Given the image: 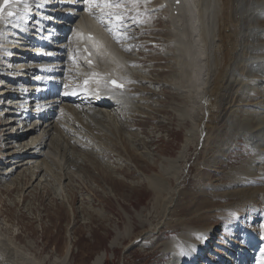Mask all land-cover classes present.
<instances>
[{
	"label": "rangeland",
	"instance_id": "obj_1",
	"mask_svg": "<svg viewBox=\"0 0 264 264\" xmlns=\"http://www.w3.org/2000/svg\"><path fill=\"white\" fill-rule=\"evenodd\" d=\"M45 1L47 2V0ZM192 4L193 0H191ZM195 4L202 16L199 18V22L195 23L194 32L195 35L199 33L198 36L200 35L202 39L200 49L201 55L204 54L205 58L203 60L199 58L197 62L191 44V51L186 57L182 70L176 68L168 71L165 67L167 70L161 71L162 63H155L157 69L155 70L148 65L149 58H144L146 64L142 63L144 66H137L139 67L137 68L136 65H141L139 60L142 54L140 52L135 54L134 48L144 47L137 37L140 26H133V31L137 29L134 32L135 35L126 36L127 39L135 36L134 40L129 39L132 41L131 45H128L129 50L132 49L129 51L130 57L135 58L127 59L128 70L140 73L137 70L143 68V73L140 74H143L142 76L146 80V87L158 91V94H144L141 102L142 107L140 109L139 106L134 107L139 110H134L132 113L134 115H131L128 123L129 126H135L132 127L134 129L122 133L118 142L110 144L106 138L105 141L102 140L103 138H98L104 146H107H105L106 153L101 155L103 159L100 157L98 159V143L94 139L87 138L89 150L84 151L76 145L65 148L63 144H60V154L56 155L53 160L55 162L52 161L48 172L43 170L37 176V180L33 182L31 173L28 171L23 172L25 174L18 172L6 175L7 177L3 176L11 170L12 164L7 161L12 159L8 156L12 151L4 150L5 143L0 145V172H3V175H0V225L7 229L9 236L15 238L13 246L17 247L19 252L22 254L37 253V256L34 254L32 256H36L37 261H42L40 264H58L64 257L69 244L72 245V250L71 258L67 264H92L96 257L103 253V264H176L174 263L175 251L188 253L191 247H195V254L200 249H204V252L198 255L196 264H253L258 259L261 248L255 247V245L258 241L259 245L264 244V227L261 224L262 219L259 211L253 210V207L248 205L262 206L264 181L254 176L255 173L244 164L255 155L254 145L264 144V133L262 132L264 130V104L261 94L253 92L252 96H256L255 98L247 97L249 89L245 87L235 98L237 104L240 105L235 106L226 115L227 118L231 117L225 123H221L227 119L225 116L214 121L212 114L207 112V109L205 110L208 104L205 100V90L213 83L212 73L215 69V60H213L211 48L208 49L211 47L212 41L209 38V17L203 8L204 2L196 0ZM64 8L71 9L72 7ZM150 8L147 7V9ZM74 10L77 9L74 8ZM151 17L153 18L151 21L154 20L157 23L164 19L160 14ZM52 18H55L54 15ZM147 19L150 21L149 17ZM144 25H150V23L145 21ZM168 26L169 22L165 28L164 25H160L159 29L164 28V32H166ZM47 32L53 35L48 40L54 41L52 38L56 32ZM71 32L72 29L69 30V37ZM144 34L156 35L152 32ZM168 37L169 34L166 35V39ZM18 40L17 38L12 39V37L7 38L5 44L8 45L10 42ZM261 42H264V39ZM118 44L116 43L114 48L121 49L123 46L119 44L118 47ZM19 46L30 48L22 44ZM142 50L149 54L171 55L174 60H178L177 54L168 45L155 51L151 48ZM8 51L4 50L0 53L19 56L11 58L6 56L3 63L9 61L8 67L15 68L16 65L30 62V60L22 59L23 52ZM55 52L61 54L59 51ZM161 60L166 61L163 57ZM123 61L127 62L125 57L121 64H125ZM8 67L0 65V70H9ZM188 67L191 71L188 70ZM261 68L264 69V65H261ZM185 69L189 71L188 75L182 74H186ZM196 69H199L201 73L199 77H196ZM250 70L246 71L247 77L256 79L258 72ZM9 71L11 73V70ZM33 74V72H29L26 73V76L32 78ZM224 74L225 72L222 71V75ZM260 74L264 76V70H261ZM157 81H164L166 84ZM221 81L220 79L215 85H218V89L222 87ZM0 82H4V79H0ZM8 86L11 88L18 85L11 83ZM187 88H192L191 93ZM200 91L204 92V102H202V96L198 94ZM17 92L19 91L17 90ZM194 92L197 96L196 102L192 98ZM18 95L21 96L19 93ZM18 95L14 97L20 98ZM154 99L157 100L152 102ZM190 100L191 102H189ZM2 101L4 99L0 98V104L4 103ZM5 102L8 106L10 100H5ZM154 107L157 108L155 112ZM182 109L185 111L189 109L192 112H190L189 118L181 115ZM261 112L263 113L260 114ZM2 113L3 111L0 110V116L4 115ZM57 115L58 113L55 112L53 119L57 118ZM201 115L203 119L205 117L204 121L208 123L209 128L204 129L199 141V134L194 132L195 135L192 134L190 143L186 146L188 130L192 126H196V117H201ZM19 119L18 123L25 122L21 120L23 117ZM261 121L262 124L257 130L256 125ZM2 124L4 122L0 119V125ZM214 124L216 125L214 126ZM42 127H45V124ZM248 130L253 132L251 137ZM185 132L187 133L185 134ZM63 133H66L64 137L67 136L69 139V132L63 130ZM257 133L259 135L258 142L255 140ZM85 134L89 137V131H85ZM252 136L254 137L252 138ZM76 138L75 140L69 139L72 141L70 144H73V141L79 144L81 139ZM12 149L14 150V148ZM182 150H184V159L179 162L180 164L176 162V165L181 167L179 174L177 173L181 177L178 184L175 181L178 179L177 175H174L175 169H169L170 189L176 186L180 191L179 198L173 202L174 210L169 221L163 223L157 211L160 209L163 211L161 206L164 207V201H168L171 192H161L159 189V192L155 193V187L149 186L142 176L160 173L159 163L162 158H174ZM135 152L140 156H136ZM62 159L65 160L62 161ZM91 164L95 166L93 167ZM99 164L104 170H100ZM166 164L171 168L168 162ZM106 167L111 172L107 171L108 173H106ZM65 168L64 173L63 169ZM104 172L107 174L106 176L103 175ZM253 193L256 194L252 195ZM128 226H130V231ZM206 227H211L212 230L211 237L208 238L209 244L189 246L188 240H191L190 242L198 241L203 237L202 235L197 236L196 229ZM148 229L154 230L153 234H148L144 241L136 240L141 233H146ZM126 230L131 234H127ZM118 231L121 232L118 244L112 246ZM134 240L136 241L134 242ZM9 255L5 254L10 258ZM7 257L5 258L7 259ZM20 264L34 263L22 260Z\"/></svg>",
	"mask_w": 264,
	"mask_h": 264
},
{
	"label": "bare ground",
	"instance_id": "obj_2",
	"mask_svg": "<svg viewBox=\"0 0 264 264\" xmlns=\"http://www.w3.org/2000/svg\"><path fill=\"white\" fill-rule=\"evenodd\" d=\"M176 1L178 0H108L106 4L105 0H47V2L45 0H23L14 6H10V9L17 11L18 14L12 17L5 16L4 19L0 20V52L4 50H9L8 52L20 51L24 53L22 59L30 60V62L28 64L16 65L15 68L12 66L8 67L9 61L8 63H3L6 56L8 58L19 56L15 54L8 56L0 53L1 67L6 66L11 70V73H9V70H0V79H4V82H0V98L4 99L2 101L4 103L0 104V110L4 114L0 116V119L4 122V124L0 125V145L5 143L6 147L4 150L12 151L8 155L12 159L7 161L12 164L11 170H6L7 172L5 171L4 175L3 172H0V175L5 177L11 173L20 172L19 174H22L28 171L31 173L33 182H35L37 176L43 170L48 172L51 164L55 162L53 160H55L56 155L60 154V144H63L65 148L76 145L82 151L89 150L87 138L94 139L98 143V159L99 157L103 159L101 155L106 153L105 149L107 146L105 145V147L98 138H103V141L107 139L106 141L112 144L118 142L119 136L122 133L129 132L131 129L133 130L134 128L132 127L135 126H129L128 123L134 110L138 109L137 107V109H134V107L139 106V109L142 107L141 102L145 93L151 95L158 94V91L146 87V80L143 78V74H140L143 73V68L137 70L140 73H136V71L133 73L128 70L127 66L129 62L127 59L135 58L130 57L129 51L132 49L130 48L129 50L128 45L132 41L129 39L134 40L135 36H131L129 39L126 36L134 34L137 30L133 31V26H140V29L137 27L140 31L137 37L144 46L138 47L136 45L137 47H135L134 45L135 54L138 52L142 54L139 60L141 65H136V67L144 66L142 64H146V59L144 58H149L150 60L147 61L149 62L148 65L155 70H157L155 63H162L163 68L160 69L161 71L167 69L170 71L176 68L182 70L186 57L191 51V44L194 48V58L196 61L198 62L199 58L202 60L205 58L204 54L201 55L200 49L202 39L200 35L198 36L199 33L195 35L194 32L195 23L199 22V18L202 16L201 11L196 9V0H193L192 5L191 0H179L181 1L179 5L175 4ZM203 2V8L209 17V38L212 41V45L208 49L210 50L211 48L213 60H215V69L212 73L213 83H210L209 88L205 90V100L208 102L205 110L207 109V112L212 114L214 121H218L224 116L226 117L235 106L240 105L237 104L235 98L245 87L249 89L247 97L255 98L256 96H252L253 92L261 94L264 104V76L260 74V71L264 70L261 68V65H264V42H261L264 39V0H203ZM58 5L60 7H57ZM69 6L72 8H64ZM147 7L151 8L147 9ZM74 8L77 10L75 11ZM7 10L9 9L7 8L5 12ZM176 11L177 13H175ZM157 14L164 17L159 23L154 20L151 21V16ZM53 15L55 18H52ZM117 16L121 17V19H117ZM148 17L150 21L147 19ZM145 21H148L150 25H144ZM168 22V29L164 32V28ZM160 25H164V28L159 29ZM70 29H72V32L69 37ZM47 31L56 32L52 38L54 41L48 40L53 35ZM158 31H160L159 34ZM151 32L156 35L148 36L144 34ZM59 33L61 34L59 35ZM90 33L94 34V37H89L88 34ZM167 34H169V37L166 39ZM11 37L12 39L17 38L19 40L12 41L6 45L5 41ZM18 43L27 45L30 48H25V46L20 47ZM116 43L121 44L123 47L121 49L114 48V45L116 47ZM84 45H87L91 51L90 57H85L82 50ZM165 45H168L175 51L174 53L177 54L178 60H174L171 55L162 53L149 54L142 50L151 48L155 51L165 47ZM52 49H56L55 51H59L61 54ZM123 57L127 61H123L125 64H121ZM161 57L165 58L166 61L163 62ZM63 60L65 61L63 62ZM134 63L136 64V61ZM186 69L185 71H187ZM248 69L257 71L258 77L256 79L247 77L246 71ZM188 70H190L189 67ZM222 71L225 72L224 75H222ZM29 72L34 73L32 78L26 76V73ZM187 73L189 74V71L186 74H182L188 75ZM111 75L123 81L125 88L118 89L111 87L107 82ZM200 75L201 73L198 69L196 77ZM220 79L222 80L220 82L222 87L218 89V85H215ZM11 83L18 86L9 88L8 85ZM190 91H192V88L189 89ZM195 92L197 93V91ZM195 92L192 97L194 102L197 101ZM203 93L201 91L198 93L202 96V102H204ZM17 95L20 98L14 97ZM240 99L243 100L242 98ZM5 100H10L8 106ZM156 100L154 99L152 102ZM257 105L259 106V104ZM57 108L59 110H56ZM23 109L25 110L23 111ZM156 110L157 108L154 107V112ZM187 110L185 111L184 109L180 113L182 116H188L187 118H189L191 111ZM55 112L58 115L57 118L53 119ZM20 117H23L21 120L25 122L18 123ZM230 117H226L227 119L221 123H225ZM180 118L182 119V117ZM204 119L202 115L201 117H196V126H192L190 129L187 127L189 130L187 129L188 138H185L186 146L190 143V137L194 132L199 134V141L204 129L209 128L208 123ZM43 124H45V127L41 128ZM261 124L262 121L256 125L257 130ZM63 130L69 132L71 137L69 139L75 140L77 139L76 137L81 139L79 140L80 143L78 144L76 141V143L73 141V144H70L72 141L67 136L66 138L64 137L66 133L64 134ZM85 131H89V137L85 134ZM248 131L251 137L253 132L252 130ZM262 132L264 133V130ZM258 136L257 133L255 135L257 142L259 141ZM83 140H86V143ZM254 147L255 155H252L253 157L244 166L251 169L255 173L254 176L264 181V144L258 143ZM63 154L65 155V153ZM135 154L136 156H140L137 152ZM183 155L184 150L180 151L174 158L163 157L159 163L160 173L156 172L142 176L149 186L155 187V193L159 192V189L161 192L167 191L172 193H169L170 198H168V201H164V207L161 206L163 211L161 209L157 211L161 215L159 217L163 223L169 221L170 215L174 210L173 202L178 200L180 194L176 186L170 189L169 178L171 176L169 169H175L174 175L178 177L175 181L178 184L181 178L178 176V172L181 167L179 168L176 162L182 161L184 159ZM131 157L135 160L133 156ZM167 162L171 168L166 164ZM91 165L95 166L94 164ZM66 166L68 167L67 164ZM108 166L111 165L108 164ZM99 168L101 171L104 170L101 164H99ZM63 170L65 173L66 168ZM105 170L106 173L110 171L107 167ZM239 171L241 172V170ZM106 173L104 172L103 175L106 176ZM67 174L69 175L70 172L68 171ZM48 178L50 179V177ZM255 194L253 193L252 195ZM156 197L158 198L159 196ZM262 199L263 204L261 207L258 205L253 206L254 204L247 205L253 207V210L259 211L262 219L261 224L264 227V196ZM160 204L162 205V202ZM128 227L130 231V226ZM129 231L127 234H129ZM153 231L148 229L146 233L140 232L141 235L136 240L141 239L144 241L148 237V234H153ZM196 233L197 236L202 235L203 237L198 241L190 242L191 240H188L187 244L189 246L209 244L208 238L212 234L211 227L196 229ZM120 236L121 232L119 233L118 231L116 238L112 242V246L118 244L117 241ZM14 239L7 234V229L0 225V264H20L22 260H28L34 264L42 262L37 261V253L35 252H32V254L28 252L22 254L19 252L20 250L13 246ZM257 243L255 247H260L261 252L253 264H264V244L261 246ZM69 245L64 257L58 264H67L70 260L72 245ZM10 252L11 255H9ZM194 252L195 247H191L188 253L175 251L174 263L196 264L198 255H201L204 249H200L196 254ZM5 254H8L10 258L5 256ZM33 254L36 256L33 257ZM103 254L97 256L92 264H103Z\"/></svg>",
	"mask_w": 264,
	"mask_h": 264
},
{
	"label": "snow or ice",
	"instance_id": "obj_3",
	"mask_svg": "<svg viewBox=\"0 0 264 264\" xmlns=\"http://www.w3.org/2000/svg\"><path fill=\"white\" fill-rule=\"evenodd\" d=\"M19 0H2L0 2V20L4 19L5 16L12 17L15 15V13L10 10V6H14L17 4ZM105 3H108V0H105ZM8 8L9 10L5 12V9ZM117 19H121V17L117 16ZM113 84H115L117 87L122 88V84H118L116 81H113Z\"/></svg>",
	"mask_w": 264,
	"mask_h": 264
}]
</instances>
